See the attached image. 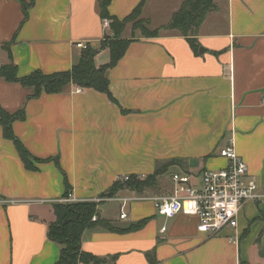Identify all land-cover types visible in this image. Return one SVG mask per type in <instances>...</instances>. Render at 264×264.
Wrapping results in <instances>:
<instances>
[{
  "label": "crops",
  "instance_id": "crops-1",
  "mask_svg": "<svg viewBox=\"0 0 264 264\" xmlns=\"http://www.w3.org/2000/svg\"><path fill=\"white\" fill-rule=\"evenodd\" d=\"M212 1L192 36L197 53L176 29L124 35L129 42L107 69L114 101L72 83L30 97L31 86L0 76V107L23 108L11 129L31 155L24 162L0 125V264H55L52 207L78 201L97 203L96 223L108 219L122 228L96 224L81 235L83 251L115 255L113 264H149L150 250L155 264H264V200L244 205L236 230L207 236L196 230L195 216L165 218L151 200L135 199L155 191L123 187L101 196L126 182L120 177L150 175L171 159L183 160L174 171L224 167L219 150L230 140L247 165V181L264 187V0ZM183 2L110 0L108 12L121 20L142 3L139 16L156 29ZM103 19L98 0H0V66L13 63L19 77L66 71L80 58L78 42L98 49L94 63L105 65L109 50L100 45L111 33ZM141 219V227L129 228Z\"/></svg>",
  "mask_w": 264,
  "mask_h": 264
},
{
  "label": "trees",
  "instance_id": "trees-1",
  "mask_svg": "<svg viewBox=\"0 0 264 264\" xmlns=\"http://www.w3.org/2000/svg\"><path fill=\"white\" fill-rule=\"evenodd\" d=\"M143 1V0H142ZM110 0H98V7L100 16L102 18L109 19L110 35H105V41L100 45V49L108 48L109 50V62L105 65L96 66L94 63V56L98 52V49H93L87 46L82 49L79 60L66 71L54 72L51 74H44L41 71H33L27 76L19 77L17 75V68L13 63L0 66V76L8 81L19 82L23 86H31L33 93L30 97H38L42 93H58L63 88L72 83L81 88H93L95 90L104 92L108 98L114 101L112 94L109 90V79L107 76V69L113 66L117 60L122 56L128 39L121 36L128 22L135 24V17L138 20L140 15L141 4H138L132 12L123 19L110 15L108 12V5ZM212 0H184L181 7L172 15L169 22L156 29H149L147 25H142L141 32L145 36H155L162 30H178L182 35L189 37L194 52L197 53V46L193 43L196 42L192 37L201 21L205 17V14L214 8ZM24 14H26L27 6H23ZM147 24V23H145ZM24 117V110H19L8 113L0 107V125L3 128V134L6 138L11 139L14 142L16 150L19 156L24 162L29 161L31 157L28 150L20 143V141L14 136L11 123L15 119H22ZM183 160L171 159L164 165L156 168L155 171L147 175L143 180H140L137 175L131 174L130 178L125 183H115L106 192L102 193V197H112L116 192L127 187L131 190L141 193L146 186L148 180H153L159 173L166 170V167L172 164H179ZM124 184V185H123ZM68 196V186L66 187L65 197ZM96 202L93 201H78V202H59L53 205V213L55 219L49 223L48 237L50 240L56 242L60 247L59 257L55 264H113L115 261V255L110 257H100L92 253L83 251L81 248V235L86 227L98 224L104 229L110 231H121L122 228L114 226L111 220L103 219L96 223L92 221L93 215L97 214ZM146 222V219H141L129 226L130 229H136L141 227ZM146 257L149 264H155L156 259L154 251L150 250L146 252Z\"/></svg>",
  "mask_w": 264,
  "mask_h": 264
},
{
  "label": "built area",
  "instance_id": "built-area-1",
  "mask_svg": "<svg viewBox=\"0 0 264 264\" xmlns=\"http://www.w3.org/2000/svg\"><path fill=\"white\" fill-rule=\"evenodd\" d=\"M103 26L105 29L109 27V19H103ZM76 46L85 49L87 44L78 42ZM219 156L227 161L224 167L204 168L197 173L174 171L170 175L172 184L167 193L135 199L151 200L155 212L165 218L177 214L195 216L196 230L207 236L219 234L226 228L236 230L237 218L244 205L249 201L264 200V187L247 181V165L236 152L232 140L220 148ZM137 177L143 180L145 174ZM129 178L130 175H124L119 180ZM126 216V212L121 211L119 217ZM96 218L93 215L91 220ZM228 240L236 242L237 236L230 234Z\"/></svg>",
  "mask_w": 264,
  "mask_h": 264
},
{
  "label": "rangeland",
  "instance_id": "rangeland-1",
  "mask_svg": "<svg viewBox=\"0 0 264 264\" xmlns=\"http://www.w3.org/2000/svg\"><path fill=\"white\" fill-rule=\"evenodd\" d=\"M139 18L142 20L139 21L138 18H136V17L134 18L136 21L135 24H132L131 21L127 23L126 26H128L130 31L125 32L126 29H124L122 34H121L122 37H124V35H126V36L132 35V37L139 35L141 32V30L139 28H141L143 24L147 25V27L149 29H151V26H150V24H148V20L146 18H141L140 16H139ZM145 23H147V24H145ZM162 31L163 32H170V30H162ZM166 162L167 161H165L164 163L161 162L160 165L157 164L156 168L161 167ZM175 169H176V167L173 164L166 167L165 171H163L162 173H159L153 180H148L146 182V186L143 188V191H147V192L155 191L156 193H160V194L167 193L171 187L170 184H172L171 180H170V175H171L172 171H174ZM146 177H147V175H145V178Z\"/></svg>",
  "mask_w": 264,
  "mask_h": 264
},
{
  "label": "water",
  "instance_id": "water-1",
  "mask_svg": "<svg viewBox=\"0 0 264 264\" xmlns=\"http://www.w3.org/2000/svg\"><path fill=\"white\" fill-rule=\"evenodd\" d=\"M202 51H203V48H202V47H200V48H199V52H202Z\"/></svg>",
  "mask_w": 264,
  "mask_h": 264
}]
</instances>
